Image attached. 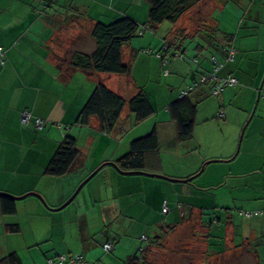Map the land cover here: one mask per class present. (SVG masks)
I'll list each match as a JSON object with an SVG mask.
<instances>
[{"label": "crops", "instance_id": "1", "mask_svg": "<svg viewBox=\"0 0 264 264\" xmlns=\"http://www.w3.org/2000/svg\"><path fill=\"white\" fill-rule=\"evenodd\" d=\"M61 1L0 0V48L6 53L5 66L0 65V192L13 197H23L30 193L40 196H27L16 201L17 211L14 215H3L0 207V241L4 240V245L0 243L1 264H9L5 263L4 259L12 253L17 254L21 264H60L58 258L62 256L67 257L64 264H74L71 258L76 255L83 256L87 264H135L130 263V259L140 257L141 248L144 246L143 236L147 237V241L151 240L150 233L152 239L158 240L161 238L155 226L160 225L162 229L170 230L177 227V222L175 225L163 227L160 221H156L159 219L153 221L154 218L151 217L155 210L160 216L165 206L169 207V203H173L171 208L178 212L179 218L197 215L201 224L206 226L202 228L209 226L205 235L206 238L210 237L212 242L207 249L209 259L216 261L224 256V264H229L231 254L227 255L226 252L231 251L238 240L242 247L235 256H239L243 264H264V215L247 216V213L264 210V138L256 141L255 150L247 149L240 154L239 148L236 153V147L227 149L225 146L220 151L216 149L217 153L200 160V165L204 164V168L212 161L226 164L223 166L225 173L220 172L210 185L212 190L220 188L223 191L221 196L218 193L212 195L214 205L210 209L218 212L213 215L212 223L205 219V211L185 200H192L195 195L185 194L183 189L177 193L178 190L166 182L159 183V186L148 184L144 179L134 182L131 176L121 174L112 166L103 169L100 174L105 173L108 185L95 180L97 175L75 198L73 208L58 210V207L70 198L82 178L102 164L115 162L126 154L132 141L155 130L159 149L147 155V173L166 175L162 148H169L170 152L188 149L190 146L186 145L191 141L196 142L198 132L196 121L192 140L181 142L177 123L172 120L169 112L170 104L179 99L197 76L194 69L182 61L173 60L164 66L155 56H152L151 60L142 58L140 54L143 52H138L139 44L131 41L124 51L125 61L128 62V54L134 60L133 67H139L134 74L132 72L125 78H118L119 82H116L115 78L118 75L68 70L65 66L60 68L64 56L70 51V43L74 38L77 39L76 36L84 39L89 36L92 49L96 48L92 30L98 21L89 17L91 7H74L73 0H65V6H61ZM135 1L103 0L107 4L112 3L113 10L109 11L104 7L99 10V14L105 20L115 19L126 14L125 12L128 13L123 9L124 3ZM99 3L100 1H97V4ZM130 16L137 19L135 15ZM208 18L206 16L205 21H208ZM71 23H74L76 30L73 29L68 35L66 30L72 26ZM191 27L188 31L192 33V37H199L203 30L207 31L204 23L198 21ZM179 28L180 25L176 24L171 32H176ZM64 32L66 35L63 37ZM58 33L61 47L58 46L59 43L54 42ZM83 33L86 36L82 37ZM64 38L67 42L62 41ZM144 39V46L148 41V50L160 47L161 40L151 37ZM78 46L84 47L85 41L78 42ZM256 47L263 48L264 52L261 41ZM63 49H66V52H63ZM77 49L84 52L81 48ZM261 55H250L248 59L244 54L241 56L244 62L235 72L241 86L226 89L216 99H210L208 96L204 98L206 94L201 90L192 95L194 101L198 102L197 120H203V116L207 117L202 128L204 136L206 126L214 123L220 127H231L232 122L239 132L245 127L240 147L242 141L244 145L255 143L257 134L250 136L249 130L263 125L264 133V92H261L264 83V54ZM186 69L189 72L186 73ZM229 69L231 70L228 68V71ZM160 73L163 80H160L162 84L158 96L166 97L162 111L165 114L162 117L159 109V114L156 112L147 120L136 123L134 115L125 108L123 121L112 134L102 132L96 118H91L86 125L79 123L80 113L97 84L104 83L126 100H130L140 90L147 94L148 90L156 89ZM154 77L157 81H152ZM170 83L171 90L177 91L175 94L168 91ZM245 83H249L251 89L244 90ZM247 91L251 92L253 100L258 98V106L254 112L253 106H249L251 98L249 103L247 102L248 107L247 104L245 107L241 105ZM167 95L170 96L169 99ZM261 108V115L257 117ZM25 111H29L33 118H40L45 122L42 130L36 128L33 120L22 124L21 116ZM222 112L225 119L229 117V122H222L225 120L220 116ZM137 126L143 128L137 130ZM127 130L128 134L123 136ZM68 135L77 139L81 151L77 167L62 177L47 175V166ZM176 159L179 160L180 156L177 155ZM198 171L192 170L180 176H167L189 180L201 170ZM160 187L166 188L168 192L155 196L157 202L154 203V194L149 193V190L155 191ZM229 210L237 216L236 221L232 217L233 214L228 213ZM170 211L171 209L166 214ZM12 225H18L19 230L12 231ZM139 225L147 227L139 229ZM138 235H141L139 240L142 244L138 246L137 252V246L131 244V238L134 240ZM222 235L225 240L221 248L217 245ZM14 238L32 240V243L10 246L9 242ZM126 238L127 244H124L123 240ZM109 242H112L114 247L110 252H106L104 245ZM149 246L151 245L148 244L146 249ZM219 249H222L221 253L216 252ZM25 250L31 252L23 253Z\"/></svg>", "mask_w": 264, "mask_h": 264}, {"label": "trees", "instance_id": "2", "mask_svg": "<svg viewBox=\"0 0 264 264\" xmlns=\"http://www.w3.org/2000/svg\"><path fill=\"white\" fill-rule=\"evenodd\" d=\"M146 1L150 6L148 21L145 20V22L141 23L126 14L113 19V21L108 24L96 21L92 30V38L96 44L94 51L91 53L74 51L64 58L60 68L65 66L68 70H84L96 74L119 76L130 75L131 63L125 61V48L128 47L130 42L136 37L144 38L147 37V35L148 38L151 37L161 40L159 48L148 50L152 56L161 60V64L167 66L173 60H183L184 55L186 54L185 46L187 45V39L193 38L191 36L192 33H189L186 28H179L176 32L174 31L175 41L171 43L167 40L166 36L159 35V29L166 22H170L174 25L178 24L182 21V18L196 6L201 5V7H203V5H207L206 3H212V0ZM216 1L217 0H213V4H215ZM234 1L238 5H241V9H246L249 15L255 3H260V5L263 3V0H241V2L243 1L242 4H239L238 0ZM258 11L261 10L259 9ZM249 15H246L242 20L237 19L236 32L225 31L216 23L214 24V27L211 25H205V28H207L206 30L212 33V35L216 36L220 33L221 36H223V41L225 43L216 45L214 43L215 39H213L212 46L214 50L217 51V54L213 51L210 53L209 57L202 59L196 57L191 62V65L194 68V73L195 75L197 74L196 79L182 92L179 99L171 103L169 106L171 118L177 123L178 137L181 142L190 141L194 136L198 113V102H196V100L194 101L192 96L194 93L201 90L206 94L204 98L207 96L219 98L226 89L241 86L240 80L235 74L236 68L244 62L241 58L243 54L247 56L246 59H248L250 55L254 56V49L249 50V47H246L249 46L246 41L249 38L254 41L251 37L259 35L255 25L259 21V17L256 19L255 23L252 21V16ZM202 23L208 24L209 22L204 20ZM242 30H246L248 34L242 33ZM240 33H242V36H240ZM246 37L249 38L244 39ZM238 39L240 41L241 50L235 46V42ZM0 49L3 52V57L0 59V65L5 66L6 53L2 48ZM197 50L200 53H203L205 47L199 43ZM242 50H244V52H242ZM228 68H231V70L229 69L228 71ZM231 79H234L236 83L230 84ZM226 82H229V84ZM261 92H264V83L261 87ZM125 108L134 115L136 123H141L156 113L144 90H140L133 98L126 100L104 83H99L94 87L87 103L83 107L80 113L79 123L86 125L91 118H96L99 121L100 130L106 134H112L120 127L121 121H123L122 114ZM220 116L223 117L224 112H222ZM223 118L225 119V117ZM36 119L40 118H32L34 125ZM42 128L39 130H42ZM158 149L159 141L154 130L150 134L132 141L130 150L115 162H106L104 164L115 163L117 168H114L120 173H147V155L158 151ZM80 158L81 151L78 147L77 139L68 135L61 142L58 150L52 157L46 168V174L54 177L65 176L77 167ZM108 166L109 165L103 167L98 175ZM92 173H90V175ZM0 207L3 215L10 216L16 214V201L11 198L1 197ZM10 229L16 232L19 230V226L12 225L10 226ZM108 244H112L114 247L112 242H109ZM149 247L147 249L146 247L142 248L139 255L140 257L131 258L130 263L146 264V254L149 251ZM4 261L9 264H21L16 253L8 255Z\"/></svg>", "mask_w": 264, "mask_h": 264}, {"label": "rangeland", "instance_id": "3", "mask_svg": "<svg viewBox=\"0 0 264 264\" xmlns=\"http://www.w3.org/2000/svg\"><path fill=\"white\" fill-rule=\"evenodd\" d=\"M97 1H100V3L97 4ZM242 2H241V0H238L239 4H242ZM72 3L74 5V7H76V6L78 7L81 5L85 6L86 8L91 7L89 17L94 18V19H98V21H101L102 23L108 24V23L112 22L114 19V18H112V19L110 18V20H105L104 18H101L100 14H99V10H103L104 7H106L107 10L112 11L113 7L111 6V4H112L111 2H110L111 4H107V2H103V0L102 1L101 0H73ZM206 4L207 5H203V7H201V5H198L194 9H192L190 12H188L182 18V21H180L178 23L180 25V27L186 28V30L188 31L190 28H192L191 27L192 25L197 23V21L202 23V21L205 20L204 18H206V16H209L210 11L212 10L211 14L208 18L209 23L208 24L204 23V25H207V26L211 25L212 27H214V24L216 23L220 26L221 29H223L225 31L236 32V30H237V24H236L237 19L242 20L246 15H249L247 13V10L241 9V5H238L234 0H217L215 2V4H213V0H212V3L209 2V4L208 3H206ZM60 5L65 6V0H62L60 2ZM123 5H124L123 9L128 11V13L125 12L126 14H128V16L135 15L137 17V19H136L137 21H142V20L148 21L150 6L146 0H136L135 2H131V3L129 2L127 4L124 3ZM255 5H253L249 16H252V18H253L252 21H254L255 23H256V19H258V17H259V21L255 24L256 28L259 32V35L251 37L254 39V41L252 39H251L252 40L251 41L249 37H246L244 39L249 38L246 41L249 46H246V47H249V50L254 49L253 55L260 57V56H262L261 54H264L263 48L256 49L257 48L256 45L261 41L262 46H264V0H263V3L261 5H260V3H255ZM144 6H146V7H144ZM259 9L261 11H258ZM247 20H249V19H247ZM71 24H72V26L66 30L68 32V35H70V33L72 32L73 29L76 30V28H74L75 27L74 23H71ZM173 26H175V25L170 23V22H166L159 29V35L161 34L163 36H166L167 40L171 43H173L175 41V37H174L175 34H174V32H173V34L171 32V30L173 29ZM241 32L248 34L246 30H242ZM242 33H240V36H242ZM62 35L64 37V35H66V33L64 32ZM201 35H204V37L210 39L211 41L207 40L206 38H203ZM81 36L82 37L86 36V34L81 35ZM244 36H246V35H244ZM63 37L61 36V38H63ZM147 37H148V35H147ZM76 38L77 39H75V38L73 39V42L71 41L70 46H69L70 51H68V53L64 57L69 56L74 51H78L79 49H77V48H81L84 51V53H90L94 50V49H92L93 47H92L91 41L89 40V36L87 37L88 39H86V37H85V39L81 38L80 36H76ZM213 39H215L214 43L216 45H221V44L225 43L223 41L224 40L223 36H221L220 33H218L216 36H214L209 31H204V30L199 35V37L196 36L193 38H188L187 39V45L185 46L186 54L184 55V59L179 60V61L184 62L188 66H191L192 69H194L193 66L191 65V62L196 57H198V59L199 58H201V59L206 58V57L210 56L211 52L215 51L213 46H212L213 45ZM82 40L85 41V46L79 47L78 42H81ZM143 40H145L143 37H136L135 39H133L135 44L136 43L139 44V48H138V49H140L139 52H143V54L142 53L140 54L142 56V58H148L149 60H151L152 55L147 51L148 50V48H147L148 47L147 46L148 41H146V46H144ZM62 41L67 42L65 38ZM54 42H56L57 44L59 43L60 44V45H58L59 47L62 46V42H60V34L59 33L55 36ZM239 42L240 41L238 39L235 42V46L241 50ZM199 43H200V45H203L205 47V50L203 51V53H200L197 50V46ZM66 49H63V52H66ZM242 52H244V50H242ZM215 53L217 54V51H215ZM126 58H127L128 62L131 63V73L133 72L132 74H134V71L137 72V68L139 66L136 68H135V66L133 67L134 60L128 54H126ZM187 72H189V71L186 69V73ZM263 72H264V70H263ZM192 74L193 73H190V75H192ZM120 77L125 78L126 76L125 75H122V76L118 75V77H115L117 80L116 82H119L118 78H120ZM161 77H162V73L159 74L158 82L156 84V89H154V90L150 89V90H148V93H147L149 100L151 101L155 111L158 113L159 109H160V112H159L160 117H162L165 114L162 111H164L163 107H164V104L166 103V97L165 96L164 97L161 96V98H160V96H158V93L160 91V85L162 84V82L160 80H163V78L161 79ZM122 78H120V79H122ZM155 79L156 78L154 77L152 79V81H157ZM244 85H245L244 90L251 89L250 88L251 86L249 83H245ZM168 86L170 87V88H168L169 93L175 94V92H177L175 89L171 90V83L168 84ZM153 91H155V92H153ZM244 96L245 97L242 98V104L241 105L245 107V104H247V107H248V103H249V100L251 98V92L247 91ZM169 98H170V96H168V99ZM209 98L210 99H216V97H209ZM257 100H258V98L256 100H253V98H251V103H249V106H251V107L253 106V109H252L253 112L256 110V108L258 106ZM238 103H239V100H238ZM260 112H262V108L259 109V112L256 115L257 117H259V115H261ZM205 119H207L206 116H203V120H202V118H198V120H197V122H198L197 140L195 143L192 141L190 143H188L186 145V146H190L188 149H184L180 152H176L175 150H174V152H170L169 148L168 149L166 147L162 148V154H163V157L165 158V162H164L165 163V169L164 170L167 174L166 175L156 174V173H152V174L167 177L169 179L174 180L173 182L167 181L164 179H160L157 177H151V176H145V177L143 175H127V176H131L130 178H132V180L134 182H138L137 180L144 179L148 182V184H154V186H159L158 185L159 183L166 182V184H169V186L175 187L178 190L177 193H180V190L183 189V192L185 194H189L191 196L195 195V197H192V200H190L189 198H185V200L190 205L199 206L200 209L205 211L204 212L205 219L208 220L209 222H212L213 221V215L215 213H216V215L218 214V212L215 211V209H210L214 205V198L212 197V195L218 193L219 196H221V193H223V191H221L220 188L212 190L210 185L212 184V180L215 179V177H217L220 172H221V174L225 173L223 166H225L226 164H223V163L217 162V161H212V162H209L208 164H206V166L204 168V164L200 165V160L202 161V159H206V157L211 156V154L217 153L216 149L220 151L225 146H227V149H232V148L235 149V147H236V150H235L236 153H237V150L239 148L240 154L243 153L244 150H247V149L255 150L256 141L260 140L261 138H264V133L262 130L263 125L257 126L255 129L253 128L251 131L249 130L250 136L257 134L256 140L254 139L255 143L253 145L245 143V145H244V144H242L243 143V141H242L241 146L239 147L241 139L243 140V138H244L245 127L242 128V130L239 132V130L235 128V124L232 122H231V127H229V126L220 127L219 125H216L213 123V124H210V125L205 127L206 131L204 128V132L206 134V136H204V134L202 133V128H203V124H205V122H204ZM225 121L229 122V117H226V119L223 120L222 122L225 123ZM200 122H202V123H200ZM247 122H249V120ZM140 126H142V125H140ZM134 127H133V129H134ZM140 128H143V127H140ZM140 128L138 127L137 130H140ZM208 128H210V129H208ZM127 132H128V130L126 132H124L122 135L125 136L126 134H128ZM223 137H224V139H222ZM134 139H136V138H134ZM177 155L180 156L179 160L176 159ZM229 164H231V163H229ZM231 166H232V164H231ZM106 168H112V167H106ZM199 168H200V170H202V168H204V172L188 183L184 182L185 179H178V178L167 176V175L180 176V175H182L184 173H188L192 170L198 171ZM100 174H101V172H100ZM100 174L99 175L97 174L98 177L95 180H98L101 184H104L105 186L108 185L107 177L104 175L105 173H102V175H100ZM89 175L87 177H89ZM228 175L230 176V172ZM83 177H85V176H83ZM87 177L82 178V180L78 184L77 188L81 185V183L84 180L87 179ZM92 180H90L86 185H88ZM124 180H126V179H124ZM93 182H95V181H93ZM135 185H136V183H135ZM77 188H76V190H77ZM75 191L73 192V194L75 193ZM150 192L154 194L153 202L156 203L157 202L156 197L159 194H166L168 192V190L166 188L162 189L160 187L158 189H155V191L149 190V193ZM73 194L70 196V198L73 196ZM196 195H198V196H196ZM70 198H68L58 208L62 207L66 202L69 201ZM73 202L68 207H66V209L68 208L67 210H69V208H73L75 206V203L73 204ZM169 204L170 205L168 208L171 209L169 214L161 213V215L159 216L155 212L156 211L155 210L154 212H152L151 217L154 218L153 221H155V219H159L156 221L157 222L160 221V224H162L163 227H165L166 225H170V224L175 225L176 222H177L176 223L177 227H175L173 230L172 229L170 230L168 228L162 229L160 227V225L155 226V229L158 233V236H159V238H161L158 240L152 239L153 237L149 233L151 240L142 242L144 244V246L142 248L146 247L148 244L151 245V247L149 248V251L146 254V264H224V256L219 257L218 259H216V261H213V258L209 259V253L207 252V249H209V246H210L209 244L212 242H210V237L206 238L205 235H206L207 228H202V227H206V226L201 224L197 215L195 217L192 216L191 218L188 217L185 219H182V218L179 219L178 212L173 210V208H171V206H173V203H169ZM153 205H155V204H153ZM45 206H47V205H45ZM58 208H56V209H58ZM48 209H51V208L48 207ZM228 213L230 215L233 214L231 210H229ZM185 214H186V212H185ZM179 215H181V214H179ZM232 217L234 218V221L237 220L236 215L233 214ZM208 221H206V222H208ZM145 227H147V226L139 225V229H144ZM140 236L141 235L136 236L134 240L131 238V244L132 243L136 244L137 252L139 249L138 246L141 243V240H139ZM127 240H128L127 238L125 240H123V243L127 244ZM224 240H225V237H224V235H222L221 240H219V244L217 245V247L222 248ZM0 243L4 245V240L0 241ZM27 243H32V240H30V241L26 240L25 241L24 239H21V238L20 239L14 238V239H12V241L10 240L9 245L10 246H16L18 244L19 245H27ZM213 247L214 246H212V249H213ZM241 247H242L241 242L236 240V244H234V247L232 246L233 249L231 251L226 252L227 255L231 254L230 257L228 256L230 258L229 264H243L241 262L240 257L235 256V255H238V252H240ZM223 248H225V247H223ZM226 248H229V246H226ZM221 251H222V249L216 250V252H220V253H221ZM30 252H31V250L30 251L29 250L23 251V253H26V254H28ZM32 252H33V250H32ZM1 261H2V258L0 255V264H1ZM252 261L253 260H251V262Z\"/></svg>", "mask_w": 264, "mask_h": 264}, {"label": "built area", "instance_id": "4", "mask_svg": "<svg viewBox=\"0 0 264 264\" xmlns=\"http://www.w3.org/2000/svg\"><path fill=\"white\" fill-rule=\"evenodd\" d=\"M3 57V52L0 49V59ZM227 84H229V82H226ZM236 81L234 79L230 80V84H235ZM33 116L29 111H25L23 112L22 116H21V122L22 124H28L31 120H32ZM44 125V121L42 119H36L35 120V126L37 129H41ZM169 209L168 207L165 206V208L163 209V213H168ZM264 215V210L263 211H259V212H254V213H247V216L249 217H253V216H263ZM143 241H147V237L143 236L142 237ZM113 248L112 244H107L104 246V250L106 251H111ZM71 260L74 262V264H87L83 258V256L81 255H76L74 257L71 258ZM67 261V257L66 256H62L58 258V262L60 264H63Z\"/></svg>", "mask_w": 264, "mask_h": 264}, {"label": "water", "instance_id": "5", "mask_svg": "<svg viewBox=\"0 0 264 264\" xmlns=\"http://www.w3.org/2000/svg\"><path fill=\"white\" fill-rule=\"evenodd\" d=\"M106 165H109V166H113L115 168H117V166L115 165V163H109V164H103L99 169H97L96 171H94L84 182H82V184L78 187V189L76 190V192L73 194V196L69 199L68 202H66L62 207H60L58 210H63L65 209L66 207H68L74 200L75 198L78 196V194L81 192V190L84 188V186L91 180L93 179L98 173L99 171L105 167ZM204 168L196 175H200L202 172H203ZM122 174L124 175H144V176H151V177H157V178H160V179H164V180H168V181H174L172 179H169L167 177H163V176H160V175H154V174H148V173H144V172H121ZM196 176H194L193 178H190L189 180H185L184 182H188L190 181L191 179H194ZM27 196H35V197H38L40 198V196L38 194H35V193H30V194H27L26 196H23V197H13L11 195H8L6 193H2L0 192V197H8V198H11L15 201H18V200H22V199H25Z\"/></svg>", "mask_w": 264, "mask_h": 264}]
</instances>
